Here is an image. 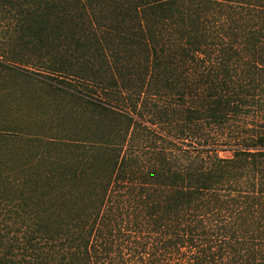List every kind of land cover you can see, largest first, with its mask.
<instances>
[{
  "label": "trees",
  "instance_id": "1",
  "mask_svg": "<svg viewBox=\"0 0 264 264\" xmlns=\"http://www.w3.org/2000/svg\"><path fill=\"white\" fill-rule=\"evenodd\" d=\"M0 10L39 72L112 122L0 165V264H264V0Z\"/></svg>",
  "mask_w": 264,
  "mask_h": 264
},
{
  "label": "rangeland",
  "instance_id": "2",
  "mask_svg": "<svg viewBox=\"0 0 264 264\" xmlns=\"http://www.w3.org/2000/svg\"><path fill=\"white\" fill-rule=\"evenodd\" d=\"M10 17L0 10V55L11 61L0 64V165L19 163L23 156L31 160L30 155L39 150L48 154L47 159L56 160L66 153L63 141L100 134L112 122L78 98L74 86L39 72L36 55L20 50ZM77 87L82 89V85ZM219 155L226 157L230 152Z\"/></svg>",
  "mask_w": 264,
  "mask_h": 264
}]
</instances>
